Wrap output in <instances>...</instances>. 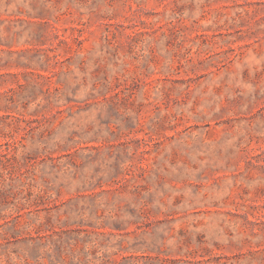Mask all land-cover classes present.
Wrapping results in <instances>:
<instances>
[{
  "label": "rangeland",
  "instance_id": "rangeland-1",
  "mask_svg": "<svg viewBox=\"0 0 264 264\" xmlns=\"http://www.w3.org/2000/svg\"><path fill=\"white\" fill-rule=\"evenodd\" d=\"M0 153V264H264V0H0Z\"/></svg>",
  "mask_w": 264,
  "mask_h": 264
},
{
  "label": "trees",
  "instance_id": "trees-1",
  "mask_svg": "<svg viewBox=\"0 0 264 264\" xmlns=\"http://www.w3.org/2000/svg\"><path fill=\"white\" fill-rule=\"evenodd\" d=\"M6 155H7L6 153H0V158H1V157H3V158H8ZM7 160H8V159H7ZM6 222H7V221L5 220L4 223H6Z\"/></svg>",
  "mask_w": 264,
  "mask_h": 264
}]
</instances>
